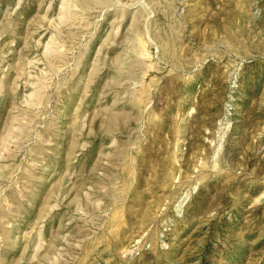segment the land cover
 Wrapping results in <instances>:
<instances>
[{
	"label": "rangeland",
	"instance_id": "1",
	"mask_svg": "<svg viewBox=\"0 0 264 264\" xmlns=\"http://www.w3.org/2000/svg\"><path fill=\"white\" fill-rule=\"evenodd\" d=\"M0 264H264V0H0Z\"/></svg>",
	"mask_w": 264,
	"mask_h": 264
}]
</instances>
